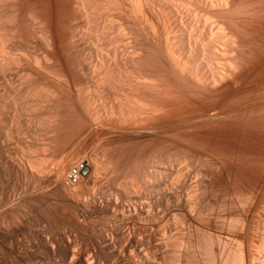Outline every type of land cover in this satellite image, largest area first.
Listing matches in <instances>:
<instances>
[{
  "label": "bare ground",
  "instance_id": "obj_1",
  "mask_svg": "<svg viewBox=\"0 0 264 264\" xmlns=\"http://www.w3.org/2000/svg\"><path fill=\"white\" fill-rule=\"evenodd\" d=\"M80 147L108 234L6 216L0 264H264V0H0V195L44 203Z\"/></svg>",
  "mask_w": 264,
  "mask_h": 264
},
{
  "label": "rangeland",
  "instance_id": "obj_2",
  "mask_svg": "<svg viewBox=\"0 0 264 264\" xmlns=\"http://www.w3.org/2000/svg\"><path fill=\"white\" fill-rule=\"evenodd\" d=\"M36 148H40V146H35L34 147V149H36ZM101 148L102 147H100V149L98 148V151H97V149L94 151V149L93 150H89V152H88V155H85V156H83V153L85 152V150L83 149H81V147L80 148H78L77 150H78V153L77 154H79V155H77V154H75L76 153V150L73 152V155L72 156H76V157H74V158H70L71 157V155L69 154L66 158H70L69 159V161H68V159L66 160L65 158L63 159V161L64 160H66L67 161V163L66 164H68V170H69V172H75L76 171V169L77 168H74L77 164L79 165V163H81V161L84 159L85 161L82 163V166L84 165L85 167H92L93 169V171L91 170V173L90 174H88L89 176L90 175H92L93 174V172H94V174L93 175H96L97 176V179H99V181L95 178L96 176H94V178L96 179V182H95V180H91L92 182H88L89 184H85V183H87V182H83L82 181V179H81V177H80V181H82L81 183H80V181L79 182H77L76 183V179L77 178H72L71 176H70V173L68 172L67 173V176L66 177H68L67 179H69V180H66L67 182H70V185L66 182H64L65 183V185L64 184H60V186L62 185V187H60L59 185L58 186H56V185H51L50 187L52 188V190L50 191V193H49V196L46 198V200L49 198V199H51L52 200V202L51 201H49L48 203H49V205L47 204V201H46V204H45V201H44V203H43V200L42 199H40L39 200V197L40 196H38V197H36L37 198V200H39L40 201V203L39 202H37L36 200H33V201H27V197H25L26 198V200L25 201H23L25 198L23 197V199H22V196H20L19 198H21V199H19V198H17L16 200H9V199H7L6 197H2L1 195H0V203H1V207H0V214H1V216H2V218H0L1 220V222H6V219H8V218H5V220L3 221V218L4 217H6V216H8V217H10L9 218V220L11 221V222H19L20 220L19 219H21L23 222H25L26 220L27 221H30V217L32 218L33 216H35V220H37L39 217H44L43 219H49L50 218V221H56V223H57V221H58V223H63V222H76V223H78V222H80V224H82V225H84L83 223H85V227L83 226V232L85 233V236H87V241L88 242H90L89 240L91 239V241H93V240H101V238H103L106 234H108V231L106 230V231H104L106 228L104 227L103 228V225H104V221L103 220H100L101 219V217H100V219H99V217H96V215H93V216H95V217H93V216H91L90 214H89V217H85V216H87L85 213H83L82 214V211L80 212V210L78 209V208H80V206H79V204H78V199L77 198H80L81 196V198L82 199H84V196L86 197V194H88V192H90V191H92V192H90V193H93L94 191L96 192V193H99V192H105V191H107L106 193H108V191H110V190H108V189H110L111 187H108V186H111V184H109L110 183V177L109 176H111L112 177V175L110 174L111 173V171H112V174L114 173V171L113 170H111V169H113L112 167L110 168L109 166H110V164L108 165L107 163H108V159H106L105 160V156L103 155V153L101 154L100 152H101ZM107 148H111V146L109 147V146H107ZM114 148H117V147H114ZM79 149H80V152H81V150H82V152L80 153L79 152ZM37 150V149H36ZM40 151H41V153L44 151L43 150V148H42V146H41V148L39 149ZM95 152H97V153H99V157H100V155L102 156V159L101 158H99L100 160H99V162H97L98 160L96 159H93V158H95V157H97L98 158V155H97V153L95 154ZM25 153V152H24ZM94 153V154H93ZM27 154H28V152H27ZM75 154V155H74ZM80 154H81V156L82 157H80ZM93 154V155H92ZM95 155V157H93ZM27 156H29V155H27ZM79 156V160H74V159H77V157ZM89 156H90V158L92 157V159L93 160H91V159H88L89 158ZM30 160L31 159H33V157H31V158H29ZM73 159V161H71ZM103 159H104V162L105 163H103ZM60 162H63L61 159H57L56 160V163L55 164H57L59 161ZM58 161V162H57ZM66 161H64V162H66ZM71 161V162H70ZM107 161V162H106ZM60 162L58 163V164H60ZM63 162V163H64ZM69 162V163H68ZM79 162V163H78ZM97 162V163H96ZM70 163H73L74 165H72V166H70L71 164ZM77 163V164H76ZM87 163V164H86ZM89 163V164H88ZM95 164V165H94ZM103 164V165H102ZM105 164V165H104ZM90 165V166H89ZM97 165V166H96ZM108 165V166H107ZM53 166H54V164H53ZM55 166H57V165H55ZM54 166V167H55ZM100 166V167H99ZM70 167H72L71 169H70ZM105 168L106 167V169L104 170L103 168ZM108 167H109V169H108ZM99 168V169H98ZM74 170V171H73ZM84 169L82 168V171H81V176H83V177H88V175L87 174H84V171H83ZM96 170V171H95ZM102 170V171H101ZM111 170V171H110ZM97 171L99 172V174L97 173ZM110 172V173H106L105 174V172ZM97 174H96V173ZM102 172H103V175H102ZM69 174V175H68ZM73 174V173H72ZM83 174V175H82ZM101 174V175H100ZM105 174V175H104ZM87 175V176H86ZM102 176H104V177H102ZM106 176V177H105ZM103 178V179H102ZM105 178H107V179H105ZM105 179V180H104ZM103 180V181H102ZM107 180V181H106ZM94 181V182H93ZM105 181V182H104ZM109 181V182H108ZM73 182V183H72ZM98 182H100V184L98 183ZM106 182H108L107 184H106ZM79 183H80V185H79ZM90 183H92L91 185H90ZM95 183V184H94ZM103 183V184H102ZM107 185V186H105V184ZM111 183H112V181H111ZM69 186H71L70 188L68 187V185ZM77 184V186L79 185V186H81V187H77V186H75ZM98 186H97V185ZM67 185V186H66ZM85 185V186H84ZM88 185H89V187H88ZM95 185V186H94ZM54 186V187H53ZM65 186H66V188H65ZM97 186V187H96ZM105 186V188H103ZM68 187V188H67ZM73 187V188H72ZM75 187H77V188H75ZM83 187V191H81V189L80 188H82ZM51 188H49V190L51 189ZM62 190H61V189ZM65 188V189H64ZM72 188V189H71ZM108 188V189H107ZM64 189V190H63ZM70 189V190H69ZM75 189H77V191L75 190ZM79 189V190H78ZM95 189H97V190H95ZM101 189V190H100ZM102 189H103V191H102ZM105 189V190H104ZM48 190V191H49ZM68 190V191H67ZM72 190V191H71ZM86 190H88V191H86ZM71 191V192H70ZM79 191V192H78ZM53 194H52V193ZM74 192H75V194H76V192H78L77 194H76V196H74L75 194H74ZM81 192H82V194H81ZM94 192V193H95ZM70 193H72V194H70ZM80 193V194H79ZM89 193V194H90ZM52 196H51V195ZM79 195H81L80 197H78ZM51 196V197H50ZM88 196V195H87ZM4 199L5 198V200H9V201H5L6 203H2L1 201H3L2 200V198ZM77 197V198H76ZM80 198V199H81ZM19 200H21L22 201V203H19V202H17V201H19ZM42 200V201H41ZM11 201V202H10ZM17 202L16 204H15V202ZM20 201V202H21ZM27 201V202H26ZM34 201H35V203H37V204H35L34 203ZM14 203V205H13V203ZM8 203L10 204V203H12V204H10L9 206H8ZM23 204L24 206L25 205H27V207H29V208H27V207H25L26 209H27V212L26 211H24V210H26V209H24V207H21V205H19V204ZM26 203H29L32 207L35 205H37L36 206V209H35V212H34V209L30 206V205H28V204H26ZM41 203H43V204H41ZM34 204V205H33ZM39 204V205H38ZM2 205H3V207H2ZM8 208V210H7V208L5 207V206ZM48 205V206H47ZM77 205V206H76ZM12 206H14V208L12 207ZM19 206V207H18ZM42 206V207H41ZM49 207V208H47V207ZM51 206V207H50ZM18 207V209H16ZM22 208V210H21V214H24V212H25V215H22L23 216V218L21 217V215H20V218H17V221L15 220L16 219V217H19V214L20 213H18L19 212V208ZM30 207H31V209H30ZM37 207H38V209H37ZM5 208V209H4ZM40 208V209H39ZM44 208H45V210L46 211H44ZM2 209V210H1ZM10 209L12 210V209H15V215L14 214H12L13 212L12 211H14V210H12V211H10ZM28 209H30L31 211H30V213H28L29 212V210ZM33 209V210H32ZM78 209V210H77ZM3 210H4V212H3ZM36 210H38L39 212H36ZM6 211V212H5ZM12 212L11 214L12 215H14V216H12L11 214H10V212ZM18 211V212H17ZM9 212V213H8ZM32 212H34V213H32ZM27 213V214H26ZM6 214V215H5ZM9 214H10V216H9ZM31 215V216H29V218H28V215ZM38 214H42V215H38ZM4 215V216H3ZM84 215V216H83ZM16 216V217H15ZM26 216V217H25ZM37 216H39V217H37ZM11 217H12V219H11ZM85 217V218H84ZM13 218H14V220H13ZM26 218V219H25ZM55 220H54V219ZM59 218V219H58ZM98 218V219H97ZM24 219H25V221H24ZM29 219V220H28ZM41 219V218H40ZM81 219V220H80ZM86 219V220H85ZM19 220V221H18ZM32 220V219H31ZM33 220H34V217H33ZM64 220V221H63ZM79 220V221H78ZM93 220V221H92ZM95 220H100L99 222H97V221H95ZM26 221V222H27ZM11 222H8V220H7V222L5 223V224H7V223H11ZM21 222V221H20ZM92 222V223H91ZM103 222V223H102ZM87 223V224H86ZM88 224H89V226H88ZM91 224V225H90ZM93 224V225H92ZM96 224V225H95ZM100 224V225H99ZM97 225H99V226H97ZM61 226H64L63 224H61ZM60 226V227H61ZM89 228H88V227ZM101 226V227H100ZM96 228V231H99V232H96V231H94V229ZM87 228V229H86ZM92 228V229H91ZM90 229V230H89ZM60 230H63L62 228H60ZM84 230H86V231H84ZM88 230V231H87ZM87 232V233H86ZM105 232H106V234H105ZM92 234V235H91ZM104 235V236H102V235ZM94 235H95V237H94ZM93 237V238H92ZM97 237V238H96ZM101 237V238H100ZM11 240V241H10ZM175 240H173L172 241V244L173 245H177L176 244V242H175V244L173 243ZM7 243V244H6ZM16 243L17 242H15V239H14V237H13V239L11 238V239H9V240H7V241H4V242H1L0 244V252H1V254H0V257H1V255H3V254H6V255H3L2 257L3 258H1L0 260H4V258H5V256L6 257H8L9 255H7V254H10V252H11V249H12V246H13V248H19L20 247V249L21 248H23V246H21V245H16ZM10 244V245H9ZM13 244V245H12ZM21 244V243H20ZM171 244V245H172ZM172 245V246H173ZM19 246V247H18ZM172 246H171V248H172ZM4 248V249H3ZM175 247L173 246V249H172V251L171 252H173V253H170V254H168V255H165V257H163L162 258V256H161V261H162V263L163 264H170L171 263V261L173 260V259H175L176 258V250L174 249ZM3 251V252H2ZM111 253H109V252H106V253H101V256H102V258L104 257V256H106L107 257V259H108V261H112V263H114L115 262V259H119V258H117V256H116V258H115V255L113 256L112 254V257H114L115 259H112L111 258V255H110ZM109 255V256H108ZM100 256V257H101ZM106 257H104L103 259L102 258H100L99 259V264H106V262H108L107 260H106ZM129 257V256H128ZM128 257H126V259L124 260V259H119V262H117V264L119 263V264H121V262H122V264H126L127 262H126V260H128L129 258ZM175 257V258H174ZM132 260H133V258H131ZM164 259V260H163ZM165 259H167V260H165ZM170 259H171V261H170ZM114 260V261H113ZM104 261V262H103ZM106 261V262H105ZM110 261V262H111ZM118 261V260H117ZM121 261V262H120ZM123 261H125V262H123ZM164 261V262H163ZM165 261H166V263H165ZM169 261V262H168ZM176 261V259L175 260H173L172 261V263L171 264H173V262H175ZM101 262H103V263H101ZM168 262V263H167ZM116 263V262H115ZM114 263V264H115ZM204 264V263H203Z\"/></svg>",
  "mask_w": 264,
  "mask_h": 264
},
{
  "label": "built area",
  "instance_id": "obj_3",
  "mask_svg": "<svg viewBox=\"0 0 264 264\" xmlns=\"http://www.w3.org/2000/svg\"><path fill=\"white\" fill-rule=\"evenodd\" d=\"M71 177L74 178V179L76 178L75 177V172H73V174L71 173Z\"/></svg>",
  "mask_w": 264,
  "mask_h": 264
}]
</instances>
